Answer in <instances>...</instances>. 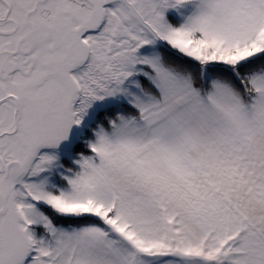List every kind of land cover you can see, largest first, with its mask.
<instances>
[{
    "label": "snow or ice",
    "instance_id": "snow-or-ice-1",
    "mask_svg": "<svg viewBox=\"0 0 264 264\" xmlns=\"http://www.w3.org/2000/svg\"><path fill=\"white\" fill-rule=\"evenodd\" d=\"M0 264H264V0H0Z\"/></svg>",
    "mask_w": 264,
    "mask_h": 264
}]
</instances>
